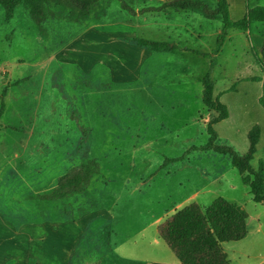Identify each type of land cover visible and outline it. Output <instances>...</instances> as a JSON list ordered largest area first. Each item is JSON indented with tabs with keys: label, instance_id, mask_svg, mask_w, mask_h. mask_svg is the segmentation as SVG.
I'll return each mask as SVG.
<instances>
[{
	"label": "rangeland",
	"instance_id": "obj_1",
	"mask_svg": "<svg viewBox=\"0 0 264 264\" xmlns=\"http://www.w3.org/2000/svg\"><path fill=\"white\" fill-rule=\"evenodd\" d=\"M111 2L101 1L102 17L83 24L49 20L38 27L22 7L9 21L0 11V264L174 261L157 228L189 204L205 208L220 197L248 215L246 237L222 244L230 264H264V203L252 201L228 156L200 150L218 116L201 100L214 59L212 99L228 111L213 126L217 142L245 154L247 134L258 126L251 166L264 164L255 82L264 26L247 36L230 31L217 49L207 36L216 23L182 13L176 20L189 32L177 41L189 50L149 52L134 39L111 38L124 26L122 19L109 24L121 18ZM89 161L99 173L86 193L53 203L33 198ZM18 236L23 243L13 246Z\"/></svg>",
	"mask_w": 264,
	"mask_h": 264
},
{
	"label": "trees",
	"instance_id": "obj_2",
	"mask_svg": "<svg viewBox=\"0 0 264 264\" xmlns=\"http://www.w3.org/2000/svg\"><path fill=\"white\" fill-rule=\"evenodd\" d=\"M101 1L111 0H0V11L4 21H9L15 10L22 7L38 27L49 20L83 24L91 17L94 19L102 17V12L97 9ZM116 1L120 9L130 16L173 8L197 13L210 20H218L222 23V30L217 38V49L221 48L229 30L247 32L251 31L255 23L264 25V6L258 4L248 6L245 15L233 21L230 19L226 0H171L157 8L142 9L139 12L133 8L134 0ZM257 33L264 40V30H258ZM134 42L149 52L160 53L169 50L166 43L144 39H134ZM213 60L202 80L201 100L206 109L216 112L218 116L207 124L208 141L200 150L228 156L231 167L241 178V183L249 188L252 201L256 204L264 203V164L260 162L256 170L251 166L260 139L259 127L255 126L247 134L248 150L245 154H239L231 146L220 145L217 142V133L213 126L227 119L228 111L224 105L212 99ZM258 63L262 76L255 82L261 83L262 93L258 103L264 109V42L259 52ZM5 94L4 90L0 96V116L5 108ZM98 173L97 163L86 162L61 177L50 192L37 194L33 198L53 203L82 195L86 193L91 179ZM247 219L248 215L244 209L220 197L205 208L189 204L175 211L157 228V232L180 264H230L222 244L242 241L247 235Z\"/></svg>",
	"mask_w": 264,
	"mask_h": 264
},
{
	"label": "crops",
	"instance_id": "obj_3",
	"mask_svg": "<svg viewBox=\"0 0 264 264\" xmlns=\"http://www.w3.org/2000/svg\"><path fill=\"white\" fill-rule=\"evenodd\" d=\"M112 0L111 3H113ZM171 0H135L134 1V10L136 12H139L142 9H148V8H157L163 3H166ZM205 1V0H202ZM226 3L228 5V12L230 19L233 21L241 19L246 11L247 7L251 6L249 0H226ZM119 4V3H118ZM260 5V4H258ZM120 6V5H119ZM121 10V9H120ZM122 12V13H121ZM124 11H120V17L121 18H115L114 21L109 22V24H119L117 20L122 19L124 26L120 30L111 31V38L115 39H144V40H149V41H156L159 40L160 43H166L169 46V50L166 52H160V53H166V54H171L173 52H178V53H185L189 49L185 47H181L179 42L180 34L181 32L185 31L188 33L189 31L187 30L186 27H182L181 24L176 20L180 14L185 13L191 20H197L199 19V22H201L202 19L198 16H202L197 13H192V12H186V11H181L178 9H173V8H168L160 12H145L142 14H136L135 16H130L126 13L128 16L122 17ZM189 14V15H188ZM205 18L204 16H202ZM207 19V18H205ZM211 23H216L214 25L213 29L207 34L208 38L210 41H216L219 34L221 33L222 30V23L218 20H210ZM121 22V21H120ZM254 25H260V24H253ZM264 26V25H263ZM111 28V27H110ZM112 29V28H111ZM230 31L231 32H236L238 36H247L249 34V31L247 32H240L237 30H229L226 35V39L229 41L230 38ZM191 32V31H190ZM234 34V35H235ZM132 35V36H131ZM137 35V36H136ZM193 36L195 40L200 41L202 34H197L196 32L190 33V36ZM257 38L259 41H261V46H259V52L260 49L263 45V38L257 34ZM233 36V35H232ZM224 44L222 45V47ZM194 53V52H193ZM199 54V53H197ZM41 195V194H40ZM35 196V195H34ZM36 225V224H34ZM27 227V231H29L30 227ZM7 241H10V239H7ZM12 245L13 246H20L23 243V240L21 239L20 236L14 237L12 239ZM157 244V241H156ZM176 259V257H175ZM122 263L124 264H180L178 260L169 259V260H148L147 262H142L139 260H131L129 258H124V259H119ZM167 261V262H166Z\"/></svg>",
	"mask_w": 264,
	"mask_h": 264
}]
</instances>
